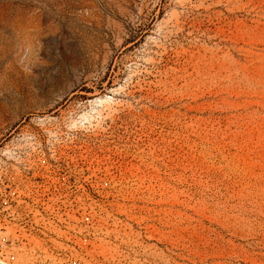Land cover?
I'll return each mask as SVG.
<instances>
[{
    "label": "rangeland",
    "instance_id": "374dc122",
    "mask_svg": "<svg viewBox=\"0 0 264 264\" xmlns=\"http://www.w3.org/2000/svg\"><path fill=\"white\" fill-rule=\"evenodd\" d=\"M0 43V264H264V0H0Z\"/></svg>",
    "mask_w": 264,
    "mask_h": 264
},
{
    "label": "bare ground",
    "instance_id": "6f19581e",
    "mask_svg": "<svg viewBox=\"0 0 264 264\" xmlns=\"http://www.w3.org/2000/svg\"><path fill=\"white\" fill-rule=\"evenodd\" d=\"M3 35V34H2ZM7 37V36H6ZM2 40H4V39H2ZM7 40V39H6ZM3 43H5V42H3ZM2 43V44H3ZM7 43V42H6ZM1 43H0V55H2V56H4L5 54V50L6 49H4V47H3V45H2ZM6 47L8 46V45H5ZM8 49V48H7ZM7 51V50H6ZM4 52V53H3ZM7 53V52H6ZM6 56H4L3 57V59L5 58ZM2 60V59H1ZM9 76V73L7 72L6 74H5V77H8ZM103 102V100L100 98V99H97L95 102L97 103V102Z\"/></svg>",
    "mask_w": 264,
    "mask_h": 264
}]
</instances>
